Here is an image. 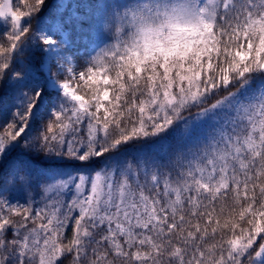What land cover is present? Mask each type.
Wrapping results in <instances>:
<instances>
[{
  "label": "snow or ice",
  "instance_id": "snow-or-ice-1",
  "mask_svg": "<svg viewBox=\"0 0 264 264\" xmlns=\"http://www.w3.org/2000/svg\"><path fill=\"white\" fill-rule=\"evenodd\" d=\"M0 264H264V0H0Z\"/></svg>",
  "mask_w": 264,
  "mask_h": 264
},
{
  "label": "trees",
  "instance_id": "trees-1",
  "mask_svg": "<svg viewBox=\"0 0 264 264\" xmlns=\"http://www.w3.org/2000/svg\"><path fill=\"white\" fill-rule=\"evenodd\" d=\"M52 2L54 3V0H52ZM14 4H15V0H14ZM35 23V22H34ZM221 95H224V93H221ZM215 98H217V97H213V99H215ZM211 102V101H210ZM194 112H195V109H193V114H194ZM186 115H187V113H186ZM138 146L137 145H131L130 146V148H131V150H133V151H135V149L137 148Z\"/></svg>",
  "mask_w": 264,
  "mask_h": 264
},
{
  "label": "rangeland",
  "instance_id": "rangeland-1",
  "mask_svg": "<svg viewBox=\"0 0 264 264\" xmlns=\"http://www.w3.org/2000/svg\"><path fill=\"white\" fill-rule=\"evenodd\" d=\"M54 2H55V0H54Z\"/></svg>",
  "mask_w": 264,
  "mask_h": 264
}]
</instances>
